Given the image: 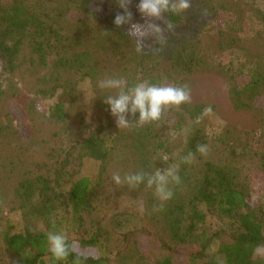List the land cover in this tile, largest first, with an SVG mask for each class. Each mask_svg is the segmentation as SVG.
I'll list each match as a JSON object with an SVG mask.
<instances>
[{
  "label": "trees",
  "instance_id": "1",
  "mask_svg": "<svg viewBox=\"0 0 264 264\" xmlns=\"http://www.w3.org/2000/svg\"><path fill=\"white\" fill-rule=\"evenodd\" d=\"M199 1L215 18L229 14L225 3ZM96 2L0 0L1 72L17 75L30 87L15 83L8 90L0 85V104L14 100L28 130L25 136L8 112L0 121V264H264V209L252 202L253 176L264 171L263 55L251 56L241 65L232 58L223 65L234 108L254 111L260 121L258 150L240 134L230 141L211 138L200 120L202 107L187 108L185 103L164 108L156 121L141 123L130 117L127 127L108 124L92 129L82 116L72 117L63 101L45 100L62 86L65 74L90 75L89 60L64 21L73 10L97 20L91 6ZM102 5L119 10L114 0H103ZM167 18L173 30L165 29L161 46L170 48L165 59L172 70L185 75L199 67L211 69L188 36L181 35L187 39L179 42L170 38L182 28V14ZM255 18L264 35V11L256 10ZM232 43L234 38L231 48ZM227 50L230 56L233 51ZM135 81L136 76H127V83ZM97 99V104H105L101 96ZM200 144L207 146L206 152L197 150ZM136 145L142 150L141 166L132 173L153 172L156 153L178 155L180 181L173 183L167 200H159L154 187L144 183L131 187L165 219L169 226L165 234L148 225L119 232L105 212L101 194L111 184L118 187L113 174L123 149ZM189 152L192 158L185 161ZM88 163L95 165L94 171L86 170ZM124 176L118 185L130 187ZM2 209L21 211L23 231L2 227ZM50 231L67 237L70 250L63 261L54 259L48 249ZM181 252L184 260L178 257Z\"/></svg>",
  "mask_w": 264,
  "mask_h": 264
},
{
  "label": "rangeland",
  "instance_id": "2",
  "mask_svg": "<svg viewBox=\"0 0 264 264\" xmlns=\"http://www.w3.org/2000/svg\"><path fill=\"white\" fill-rule=\"evenodd\" d=\"M212 1L225 3L229 14L215 18L199 0H190V7L181 12L182 28L176 29L177 34L174 32V36L170 37L179 42L187 39L181 35L188 36L197 45L204 61L210 62L209 66L213 65L211 69L199 67L185 75H179L172 70L170 61L165 59L170 54V48H165L166 44L161 46L163 41L149 43L142 50H138L135 39L126 32L127 26L116 27L112 23L110 14L115 13L113 10H107L103 5L98 7L97 2L92 4V8L97 12V20L79 16L77 11H71L64 21V26L77 44L78 50L87 56L92 70L90 75L84 77L77 74H65L60 82L62 86L56 90L54 96L45 100V103L63 101L72 117L82 116L94 129L106 127L108 124L116 125L115 117L111 116L106 104H97L98 97L102 98L109 93V90L98 86L99 81L103 79L119 77L127 82V76L134 75L137 80H147L151 83L187 86L190 99L185 104L187 108L202 107L203 117L200 120L211 138L222 136L229 140V137L240 134L244 142L248 143L252 149L258 150L262 130L260 121L254 111L234 108L223 65L227 66L232 58L238 65L245 64L251 56L258 58L259 54H262L264 59V39L261 38L264 35H261L255 18L256 10L264 11V0ZM131 10L134 13V19L142 22L135 8V0ZM166 33L164 32L163 40ZM231 38L236 40V43H232V48L229 46ZM227 49L233 51L230 56ZM154 78L155 81H153ZM15 83L22 89L30 88L17 75L3 74L0 67V85L9 90L15 87ZM101 100L104 102L103 98ZM6 112L11 114L21 132L26 136L28 130L23 126L21 111L14 100L6 105L0 104V121L4 120ZM141 153L142 150L138 145L132 150L123 149L122 157L117 165V172L121 177L140 168L141 161L138 154ZM177 157V154H154L151 162L153 170L173 166L177 172L179 161ZM94 167V164L88 163L86 170L94 171ZM172 185L173 183L170 184L171 191L175 188ZM117 186L115 188L111 184L108 186L110 190L101 194L106 199L105 212L109 215L112 226L119 232H124L148 225L155 231L162 230L165 234L169 226L160 214L154 212L157 208L148 206L146 200L141 197L142 194L140 197L134 194L132 186L125 187L118 184ZM253 189L252 202L255 206L264 209V171L254 174ZM2 210L1 213L4 216L2 227L10 225L13 232L23 231L24 222L21 211ZM140 243L142 248L146 249L145 239H142ZM184 251L186 253V250ZM98 252H102L100 248ZM185 253L181 252L178 255L179 259L184 260ZM261 253H264V250H261ZM218 258L223 263V258Z\"/></svg>",
  "mask_w": 264,
  "mask_h": 264
},
{
  "label": "clouds",
  "instance_id": "3",
  "mask_svg": "<svg viewBox=\"0 0 264 264\" xmlns=\"http://www.w3.org/2000/svg\"><path fill=\"white\" fill-rule=\"evenodd\" d=\"M103 0H98L100 7ZM133 0H114L115 11L112 23L116 27H126V32L136 41L138 50H142L149 43L163 41L165 29L173 30V24L167 17L169 14H179L190 7V0H135V8L142 18L141 21L134 19L131 10ZM159 21V22H158ZM101 89L109 90L103 96L104 103L115 117L118 128L127 127L135 117L138 122L156 121L161 117L164 108L178 106L190 99L187 86H172L151 83L147 80H137L127 83L123 78L109 77L99 81ZM201 153L207 151L204 144L197 145ZM192 153H187L183 159L190 161ZM113 180L121 183L120 174L114 173ZM123 181L130 186L141 183L154 187L157 198L161 201L167 200L172 191L171 183H179L180 177L173 166L156 168L150 174L135 172L126 174ZM48 249L54 259L63 261L69 254L67 237L62 232L50 231L47 233Z\"/></svg>",
  "mask_w": 264,
  "mask_h": 264
}]
</instances>
